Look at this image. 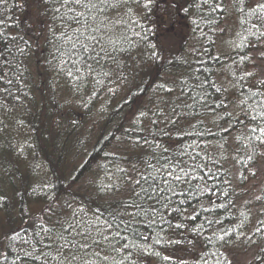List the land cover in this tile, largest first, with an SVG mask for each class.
<instances>
[{"label":"snow or ice","instance_id":"6c2138e0","mask_svg":"<svg viewBox=\"0 0 264 264\" xmlns=\"http://www.w3.org/2000/svg\"><path fill=\"white\" fill-rule=\"evenodd\" d=\"M43 2L47 35L37 36L44 35L48 52L42 70L56 77L50 87L63 78L85 108L101 93L115 96L135 80L129 78L134 51L140 65L161 56L163 50L157 52V45L148 41L142 23L152 0ZM18 6L16 0H0V116L10 111L9 99L20 101L23 89L31 88L27 61L32 41L10 33L16 26L11 12ZM179 7L191 12L193 33L205 39L216 33L218 14L225 11L223 0H184ZM232 10L239 30H230V51L238 59L229 54L222 61L223 54L195 46L190 53L163 57L177 70L175 78L149 85L153 99L142 106L135 103L140 85H134L138 91L124 117L128 126L116 128L120 136L108 133L127 148L105 153L107 162L97 165L87 198L69 193L71 199L62 200L51 181L37 187L21 175L23 190L44 203L39 215L25 209L27 220L17 227L0 224V264H143L150 256L173 264L158 248L178 246L192 256V264H232L224 249L233 237L256 243L244 232V221L226 223L218 211L234 206L230 197L235 189L224 169L227 134L235 133L233 141H239L237 159L243 153L252 160L264 146V78L253 79L256 73L242 68L251 58L241 54L253 38L257 44L264 41V3L251 7L247 0H233ZM224 73V79L214 78ZM9 127L0 119V157L16 154L20 159L32 144L5 143ZM9 206L0 195V209ZM259 223L254 234L264 239V221ZM259 251L264 253V247ZM254 259L259 264L264 256ZM175 264L187 262L178 259Z\"/></svg>","mask_w":264,"mask_h":264},{"label":"trees","instance_id":"16d2710c","mask_svg":"<svg viewBox=\"0 0 264 264\" xmlns=\"http://www.w3.org/2000/svg\"><path fill=\"white\" fill-rule=\"evenodd\" d=\"M247 2L254 7L258 2L264 3V0ZM16 3L19 6L11 12L16 26L10 29V33L23 35L25 39L32 41L33 55L27 61L31 76L28 83L31 88L30 92L27 88L23 89V93L28 94L22 93L20 101L9 99L7 105L10 111L0 116V119L10 125L5 143L28 140L32 148L26 149L25 156L20 159H17L16 154L0 157V195L11 202L7 211L0 209V224L5 227L9 224L17 227L26 221L25 209L30 214L39 215L43 207L44 201L39 195H33L30 190H23L25 185L20 183L22 174L34 181L37 187L41 182L51 181L59 190L62 200L71 199L69 193L87 198L91 190L90 182L97 174V165L107 162L105 153L119 154L127 148L126 144L118 145V141L108 136V133L120 136L116 128L121 124L128 126L124 117L132 110V94L138 91L134 85H140L139 98L135 103L142 106L153 99V88L149 85L154 86L156 83L175 78L177 70L163 57L175 58L182 53H190L195 46L210 47L213 55L223 54L222 61H227L229 54L238 59L236 52L230 51V30H239L237 16L232 10L233 0H223L225 11L218 14L221 16L217 21L218 28L209 39L201 38L199 32L193 33L194 17L191 12L186 14L179 7L184 0H152L151 7L143 13L148 18L142 23L148 29V41L157 45V52L163 50L161 56L155 61L140 65L137 63L139 57H136L134 51L133 58L129 59V78L131 80L134 76L135 80L115 96L101 93L85 108L78 102V97L72 96L70 87L63 78L58 85L50 87L56 77L52 72L45 73L42 70L48 52V45L44 42L48 16L43 0H16ZM219 29H224L223 33ZM38 33L44 35L37 36ZM225 41L229 43L226 44ZM236 42L239 43L238 40ZM241 54L251 58L242 68L256 73L253 79L264 78V41L257 44L253 38V44L242 50ZM225 75L227 74H219L214 78L222 80ZM128 88L131 92H127ZM73 120L76 121L75 126L72 124ZM20 121L23 124H20ZM227 135L226 147L229 151L226 154L229 159L224 164V169L228 171V178L235 189L230 197L234 206L227 212L223 209L218 211L223 213L226 223L244 221V232L256 243L245 242L243 237L239 240L233 237V242L224 251L232 264H258L254 257L264 256V253L259 251L260 247H264V239H261L260 234H254V229L260 227L259 221H264V198L257 200L255 197H264V146L257 150L252 160L243 153L237 159L234 149L239 145V141H233L235 133ZM105 136H108L107 140ZM97 140L99 143H96ZM9 151L5 148L6 153ZM36 164L40 167H32ZM245 176L246 180L242 178ZM73 178H76L74 183ZM17 188H20V194H16ZM158 250H161L162 255H170L173 264L178 259L192 264V256L179 246ZM198 251L199 248L194 250L193 255ZM143 264L168 262L150 256L144 259ZM259 264H264V261Z\"/></svg>","mask_w":264,"mask_h":264}]
</instances>
